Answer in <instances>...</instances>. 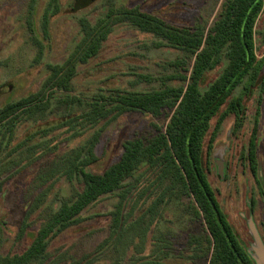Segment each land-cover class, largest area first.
Instances as JSON below:
<instances>
[{"label":"rangeland","instance_id":"374dc122","mask_svg":"<svg viewBox=\"0 0 264 264\" xmlns=\"http://www.w3.org/2000/svg\"><path fill=\"white\" fill-rule=\"evenodd\" d=\"M75 1L0 0V110L42 91L46 96L41 110H22L0 125L1 263L22 256L58 207L82 192L76 168L102 174L120 159L127 143L149 140L173 116L165 111L155 118L117 102L130 93L185 86L177 76L189 77L193 63L184 51L140 30L123 10L137 9L207 33L226 5V0H97L75 11ZM106 29L98 53L82 62L86 44ZM253 45L262 64L258 79L252 84L247 78L212 116L202 163L235 236L257 264L263 258L251 229L264 245V9ZM179 60L188 66L172 65ZM70 65L75 74L66 91L55 85L53 69ZM225 66L226 61L209 71L202 89ZM238 98L242 126L236 129L237 118L227 109ZM255 126L260 189L247 161ZM154 168L138 165L120 189L50 233L43 255L25 264H211L208 232L192 200L171 191L170 182L155 180Z\"/></svg>","mask_w":264,"mask_h":264},{"label":"trees","instance_id":"16d2710c","mask_svg":"<svg viewBox=\"0 0 264 264\" xmlns=\"http://www.w3.org/2000/svg\"><path fill=\"white\" fill-rule=\"evenodd\" d=\"M97 0H76L75 11L89 7ZM264 9V0H226L225 11L208 30L194 32L179 28L166 21L139 10H123L140 30L161 37L173 48L184 51L193 59L189 77L177 76L186 82L180 88H166L145 94L130 93L120 96L117 102L124 109L137 110L159 118L165 111L174 112L165 128L156 127L149 140L136 139L127 143L120 159L102 174H91L76 168L83 181V190L72 201L63 203L52 215L50 222L32 240L29 249L20 257L0 264H25L30 258H38L46 250L50 233L66 228L96 201L116 192L132 176L138 165L146 162L155 169V180L170 182L171 191H179L192 200L195 215L208 232V245L213 253L211 264H255L239 244L220 208L215 194L207 182L203 169V140L212 116L224 106L234 91L248 78L253 84L262 69L254 53V31ZM115 12H111L110 16ZM119 19L115 18L116 23ZM48 21V20H47ZM46 21V24H47ZM104 30L90 41L81 52L82 62L95 56L100 43L109 34ZM226 61L222 74L207 89H202L204 76L214 67ZM176 67H187L188 61L172 62ZM55 85L68 90L75 67H56ZM264 94V80L262 81ZM46 96L42 91L0 110V125L11 121L20 111H39L44 107ZM38 102V103H37ZM33 106H30L32 105ZM242 98L232 100L227 111L237 118L236 129L242 126L239 114ZM220 127L217 125L216 130ZM257 126L251 134L248 160L251 170H257ZM215 141V134L211 143ZM173 264H184L174 262Z\"/></svg>","mask_w":264,"mask_h":264},{"label":"flooded vegetation","instance_id":"af4514ba","mask_svg":"<svg viewBox=\"0 0 264 264\" xmlns=\"http://www.w3.org/2000/svg\"><path fill=\"white\" fill-rule=\"evenodd\" d=\"M247 161L249 162V160H248V158H247ZM249 167H250V171H251V174H252V177H253V179H254V182L257 184V186H258V188L260 189V187H261V184H262V180L260 179V175H258V169L256 170V173L254 174L253 173V171L251 170V166H250V162H249ZM262 187H263V189H264V185L262 184ZM213 190V189H212ZM214 192V191H213ZM214 194H215V192H214ZM215 198H216V195H215ZM216 200H217V198H216ZM218 201V200H217ZM219 203V202H218ZM255 205H256V199H255V196H253L252 198H251V211H253V212H255ZM221 208V207H220ZM222 210V209H221ZM223 212V211H222ZM224 214V213H223ZM225 216V215H224ZM226 218V217H225ZM226 221H227V219H226ZM228 222V221H227ZM229 224V223H228ZM230 225V224H229ZM230 227H231V225H230ZM232 229V228H231ZM232 231H233V229H232ZM234 233V232H233ZM235 235V234H234ZM236 237V236H235ZM237 238V237H236ZM237 240H238V238H237ZM239 242V241H238ZM239 244L241 245V243L239 242ZM242 246V245H241Z\"/></svg>","mask_w":264,"mask_h":264},{"label":"water","instance_id":"95a60500","mask_svg":"<svg viewBox=\"0 0 264 264\" xmlns=\"http://www.w3.org/2000/svg\"><path fill=\"white\" fill-rule=\"evenodd\" d=\"M251 230L257 240L259 251L261 252L260 258H263L262 261H258L257 264H264V245L262 241L260 240L259 236L256 234L255 230L253 228Z\"/></svg>","mask_w":264,"mask_h":264}]
</instances>
